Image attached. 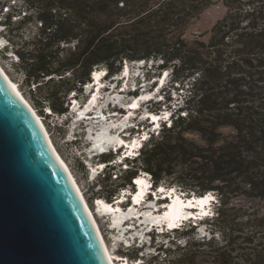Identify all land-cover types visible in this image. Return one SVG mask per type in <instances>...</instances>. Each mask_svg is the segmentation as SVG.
<instances>
[{"label": "trees", "instance_id": "trees-1", "mask_svg": "<svg viewBox=\"0 0 264 264\" xmlns=\"http://www.w3.org/2000/svg\"><path fill=\"white\" fill-rule=\"evenodd\" d=\"M21 1L18 12H3L0 3L2 53L15 58L12 66L40 117L67 118L70 101L87 100L77 94L94 72L110 81L127 62H155L161 73L170 70L171 87L184 90L170 122L118 171L120 185L105 186L117 173L115 154L98 158L105 170L93 197L112 204L145 174L154 191L212 194L213 211L195 224L153 231L149 251L145 243L120 246L126 264H264V0H222L226 12L208 42L184 34L215 0ZM223 127L233 133L224 136ZM199 225L206 234L195 233Z\"/></svg>", "mask_w": 264, "mask_h": 264}, {"label": "rangeland", "instance_id": "rangeland-1", "mask_svg": "<svg viewBox=\"0 0 264 264\" xmlns=\"http://www.w3.org/2000/svg\"><path fill=\"white\" fill-rule=\"evenodd\" d=\"M14 2L16 3L14 4ZM20 2L22 1L0 0L1 4H6L3 8V12H6L7 8L9 11L18 12L21 7ZM225 12L226 9L222 0H215L213 6L202 13L196 20L191 22L184 34V38L189 40L193 36H199L204 41L208 42L211 28L224 16ZM4 45H6L5 39L3 38V35L0 34V66L9 79L16 84V87L21 95H23V98L27 100L29 99V91L28 89L24 90L21 87L20 77H18V74L12 66V63L15 62V58L12 57V54L2 53ZM156 64L157 63L155 62H127L123 66V72H120L116 77L111 78L110 82L107 80L106 82L101 83V86L105 83L106 86H108L109 91L106 93L102 101H96L95 103L92 101L95 97L94 94H96L97 88L96 86L92 87V84H89L83 87L77 94L81 100H84L87 95V100L84 101L83 104L76 100V104L74 105L70 101L69 115L67 118H56L52 116L46 118L41 117V119H44L42 121L55 148L69 167V170L81 189V192L99 225L109 252L112 257L117 259V262L115 261L117 264H126V259L117 252V250H120V246L125 249L130 246L141 247L142 244L145 243L146 245L142 249L143 251H149L150 237L153 236V234L156 236L158 232H161V230H159L151 234V227H153V225L149 226V223H147L141 226V222L137 221L138 216L140 215L143 218L148 217L149 220L152 219L154 221L152 223L155 226H161L164 222H159L161 220L167 221L166 214L169 212L166 211L172 207H165V203L167 201L169 203L173 202L175 199V195H172V198L174 199L169 198L166 202L161 203L159 201L160 199L158 200L160 196L153 194L149 196L144 204L138 205V202L135 201L136 196L132 198L134 194H131V189L126 186L124 189L127 191L120 194L119 200L113 202L114 204L119 203L118 205L121 212H113L111 215H108V212H102L98 207L100 202L107 203L104 202V197L96 196L97 199L93 197V193L100 192L99 187L95 186V182L100 177L101 169L103 168V164L97 162L98 158L103 154H115L114 146L119 142V139L134 144L138 143L142 137H148L154 130L153 126H156L153 125V123L148 125L151 121L144 120L148 113L159 112L158 109L162 111L161 113L164 115L161 116V121L157 124V127L158 125L160 127L163 121L168 120L171 113L175 114V110H177L181 104V100L185 94L182 92L184 90L182 88H174L177 87L176 85L171 87L170 70L161 73V70L157 68ZM163 90L165 91L162 92ZM167 99H170V102H167ZM159 101L160 103H158ZM128 107L135 109V112L128 111ZM114 109L115 111H119L117 115L116 113L111 114ZM34 110L38 116L42 115L37 109ZM88 110H91L92 114L87 116L86 112ZM42 111L44 113V109ZM45 111V113L49 112L48 110ZM73 111L76 113L78 112L80 117L75 118ZM84 116L87 117L85 122H82L81 119ZM132 117H136L134 123L129 124L128 121L131 122L129 118ZM169 122L170 121H168V123ZM128 124L129 126H134L133 132L125 131ZM157 127L156 129H158ZM220 131L224 136L233 133V129L229 127H223ZM186 136L193 141L202 143L200 137L196 134H187ZM112 163V167H116L117 173L116 175H112V181L105 184V186H107L106 189L120 185L121 183L119 180H115L116 176H120L118 173L120 169H126L124 164L118 167V160H115ZM85 166L88 167L89 173ZM139 177L144 179L146 183H151L149 176L143 174ZM144 188L146 189L147 186L144 185ZM165 189H172L174 192H177L182 199L187 200L186 197H183L174 188ZM166 190L163 192H166ZM138 194L139 193L137 192V195ZM210 196L211 198H209V200H214L212 194H210ZM128 197L130 203L126 202ZM142 199L143 198H140V200ZM161 199H163V196ZM122 202L125 203L122 204ZM133 203H135L134 206H132ZM205 209L209 211L208 217L211 216L213 206H207ZM131 216L135 218V221L132 222L131 220L129 224L124 225L126 222L125 220H129ZM208 217H205L204 219ZM118 226H120L121 231L118 229ZM205 228V226L199 225L195 227L194 231L199 235H204L207 233ZM163 239L167 238L155 237L156 241Z\"/></svg>", "mask_w": 264, "mask_h": 264}, {"label": "water", "instance_id": "water-1", "mask_svg": "<svg viewBox=\"0 0 264 264\" xmlns=\"http://www.w3.org/2000/svg\"><path fill=\"white\" fill-rule=\"evenodd\" d=\"M0 264H111L36 111L1 69Z\"/></svg>", "mask_w": 264, "mask_h": 264}, {"label": "bare ground", "instance_id": "bare-ground-1", "mask_svg": "<svg viewBox=\"0 0 264 264\" xmlns=\"http://www.w3.org/2000/svg\"><path fill=\"white\" fill-rule=\"evenodd\" d=\"M0 69L3 71V73L6 75V77H8L7 76V74L4 72V70L1 68V66H0ZM122 72H123V70H122ZM96 74L97 73H99L98 71L97 72H95ZM96 76V75H95ZM124 77V76H123ZM96 79H97V77H96ZM108 79H107V74L105 73L103 76H102V78H101V81H99L98 83H96V85H99L100 83H102V82H106ZM121 80V79H120ZM8 81H9V83H10V85L14 88V90H16V92L18 93V95H19V97L23 100V101H25L26 102V104H28L31 108H32V106L27 102V100L25 99V98H23V95H21V93H20V91L18 90V88L16 87V84L11 80V79H9V77H8ZM94 85H92V87H93ZM16 88V89H15ZM107 92H109L108 91V86H106V84L104 83L103 84V86H101L99 89H97V91H96V94H94V98L92 99V101H94V103L97 101H102L103 99H104V96L106 95V93ZM139 98H141V97H139ZM76 101V100H75ZM75 103H73V105H74ZM128 109V111H130V112H133V110H131V109H133L132 107H128L127 108ZM141 109V108H140ZM32 110H34L33 108H32ZM73 114L75 115V118H79L80 117V115L79 116H77L76 114H75V112L73 111ZM90 114H92V111L90 110H88L87 112H86V115L88 116V115H90ZM36 115H37V113H36ZM160 115V114H159ZM159 115L158 114H152V113H148L147 115H146V118H148V120H152L153 122H156L157 121V123H153V124H159ZM38 116V115H37ZM87 116H84L82 119H81V121L82 122H85V120H86V117ZM39 120H40V122H41V125L43 126V129H44V131H45V134H46V136H47V138H48V140H49V142H50V144H51V146H52V148L54 149V151H55V153L57 154V156H58V158L60 159V161L63 163V165L67 168V170H68V172H69V174L71 175V177H72V179H73V181L75 182V185L77 186V188H78V191L80 192V195H81V198H82V200H83V202H84V205L86 206V208H87V210L89 211V213H90V216H91V218L94 220V222H95V224H96V226H97V228H98V230H99V233H100V236H101V238H102V242H103V245H104V248H105V251H106V254H107V256H108V259H109V261H110V263L111 264H117L116 262H115V258L114 257H112V255H111V253L109 252V250H108V248H107V245H106V242H105V239H104V237H103V235H102V233H101V230H100V228H99V225L97 224V221H96V219H95V217L93 216V213H92V211L90 210V208H89V206H88V203L86 202V200H85V198H84V196H83V194H82V192H81V189L79 188V186H78V184H77V182H76V180H75V178L73 177V175H72V173H71V171L69 170V167L66 165V163L63 161V159L61 158V156L59 155V153H58V151H57V149L55 148V146H54V144H53V142H52V140H51V138H50V136H49V133H48V131H47V129H46V127H45V125H44V123H43V121H41V119L39 118ZM131 120V119H130ZM68 123V122H67ZM127 131H129L130 132V130H127ZM115 146H117L116 147V153H115V155L116 156H118V158H117V160H118V162H119V164L118 165H123L124 163H125V161L126 160H131V159H134V157H131V158H125V156H124V149L122 148L123 146H125V147H129V143L128 142H124V141H122V140H120L119 139V142L115 145ZM132 148V147H131ZM115 152V151H114ZM115 156V157H116ZM104 170H105V167L104 168H102L101 169V173H103L104 172ZM138 183H141V185H145V186H147L148 187V182L146 183L145 182V180L144 179H139L138 180ZM152 190H153V187H152ZM160 190L161 191H165L166 189L163 187V186H160ZM156 191V190H155ZM166 192H169V194L171 195V193H173L174 195H175V199L173 200V205H172V207L170 208L171 210H170V212L169 213H167L166 214V216H167V222L170 224V226H172L173 225V223L177 220V219H179V217L182 215V211H181V207L182 206H179L175 201H180V199H179V195L177 194V192H174V190H172V189H167L166 190ZM138 195H136V197H135V201L136 202H138V200H140V198H142V196L144 195V190H142V188L141 189H139V191H138ZM208 195V194H207ZM210 195V194H209ZM149 196H151L150 194H148L147 195V197H146V200H148V198H149ZM171 197H172V195H171ZM210 197L208 196L207 198H204V197H201V198H198V197H193V200H191V202H194V203H196L197 205H203V204H205L206 202H207V200L209 199ZM118 199H120V197L118 198ZM187 199H191V198H187ZM118 202V201H117ZM120 202V201H119ZM146 202V201H145ZM119 203H117V204H109V203H103V202H100V204H99V208H100V210L103 212H108V211H110V212H108V215H111L113 212H121V210L119 209V205H118ZM134 204L135 203H133V205L132 206H134ZM144 204V203H143ZM136 207V206H135ZM132 210V209H131ZM132 214V213H131ZM132 218V219H131ZM131 218H129V220L127 219V220H125L126 222L124 223V225H126V224H129V222H131V220H132V222L133 221H135V218L133 217V216H131ZM122 219V218H121ZM113 220V219H112ZM116 220V219H115ZM141 220H143V221H141ZM137 221H140L141 222V226L142 225H144V224H147V223H149V226H151V225H154L152 222H154L152 219H150L149 220V218L148 217H141L140 215L138 216V220ZM151 221V222H150ZM165 220H161L159 223H161V222H164ZM199 222V221H198ZM185 223H191V222H185ZM185 223H183V224H185ZM156 224H158V223H156ZM182 224V225H183ZM137 228V227H136ZM118 229H120V231H121V228H120V226H118ZM162 230V229H161ZM153 231H156L154 228H152L151 229V232H153ZM162 232V231H161ZM161 232H158V233H161Z\"/></svg>", "mask_w": 264, "mask_h": 264}, {"label": "clouds", "instance_id": "clouds-1", "mask_svg": "<svg viewBox=\"0 0 264 264\" xmlns=\"http://www.w3.org/2000/svg\"><path fill=\"white\" fill-rule=\"evenodd\" d=\"M99 72H104V71H99ZM92 75H93V74H92ZM131 130H132V129H131ZM131 130H130V131H131Z\"/></svg>", "mask_w": 264, "mask_h": 264}]
</instances>
